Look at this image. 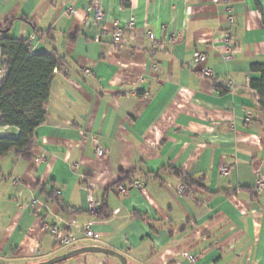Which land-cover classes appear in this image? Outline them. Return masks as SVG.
<instances>
[{
  "label": "crops",
  "instance_id": "crops-1",
  "mask_svg": "<svg viewBox=\"0 0 264 264\" xmlns=\"http://www.w3.org/2000/svg\"><path fill=\"white\" fill-rule=\"evenodd\" d=\"M91 4L0 0V27L11 23V38L63 60L30 159L15 151L0 158V264L40 263L85 246L119 252L128 264H264V190L256 188L264 112L250 87L260 78L251 66L264 64V0H229L232 23L221 0H102V21ZM132 20L114 44V30ZM197 52L208 55L204 65ZM1 62L0 52V81ZM19 135L0 123V138ZM122 174L131 180L118 183ZM55 224L74 246L58 245ZM59 264L121 262L87 253Z\"/></svg>",
  "mask_w": 264,
  "mask_h": 264
},
{
  "label": "trees",
  "instance_id": "trees-1",
  "mask_svg": "<svg viewBox=\"0 0 264 264\" xmlns=\"http://www.w3.org/2000/svg\"><path fill=\"white\" fill-rule=\"evenodd\" d=\"M10 26L11 23L7 28L0 27L3 69L0 81V123L17 128L20 135L16 139L0 138V158L15 151L18 157L30 159L35 131L45 123L51 83L55 71L63 69V60L52 53L32 54L28 42L8 35ZM251 71L260 74L259 79L250 81V87L257 92L259 107L264 112V64L252 65ZM131 176L122 174L118 183L130 181ZM188 182L187 179L183 180L185 185ZM51 198L68 211L58 194L52 193Z\"/></svg>",
  "mask_w": 264,
  "mask_h": 264
},
{
  "label": "built area",
  "instance_id": "built-area-1",
  "mask_svg": "<svg viewBox=\"0 0 264 264\" xmlns=\"http://www.w3.org/2000/svg\"><path fill=\"white\" fill-rule=\"evenodd\" d=\"M221 1L224 4H226V6L228 8V21L230 23H232L234 21V17L232 15V12L230 9L229 0H221ZM88 11L94 13L95 20H97V21H102L105 19V14H104L103 9H102V0H92V4H91L90 8L88 9ZM133 27H134V20L129 22V24L126 26V28L117 27L113 32L114 44H120L122 41V38L124 36L125 29H131ZM148 38L151 41L154 48H159L161 46V43H162L161 40L157 39L153 32L148 33ZM29 49H30V46H29ZM224 50H225L224 58L227 61H230L232 59L233 48L231 46V39H230L228 34H226L224 36ZM207 59H208V55L205 53H202V52H197L194 56V61L197 65H204L207 62ZM85 73L90 74V71L86 70ZM201 75L204 78H212V72L207 67H203L201 69ZM98 154L102 155L103 150L99 149ZM41 160L44 161L45 157H41ZM231 168H232V166H230V165L223 166L220 170L221 176L227 177L231 172ZM133 185L135 187L139 186L138 182H134ZM256 188L258 191L264 190V175L260 176V178L258 179L257 184H256ZM117 189H118V192L122 195L126 194V192H127V188L124 186H118ZM178 191L180 193H185L187 191L186 185L183 182L179 185ZM35 204H36L35 201L32 202V205H35ZM89 206H90V209H92V210L97 209V204L94 201L91 192L89 193ZM50 231L53 234V236L55 237V239L57 240V243L60 247L70 248V247L74 246V243H75L74 238L70 234H68L59 224H55V225L51 226ZM85 233H86V236L88 238L94 237V234L90 229H87L85 231ZM187 257L192 262H196V260H197L196 257L191 256V255H187Z\"/></svg>",
  "mask_w": 264,
  "mask_h": 264
},
{
  "label": "water",
  "instance_id": "water-1",
  "mask_svg": "<svg viewBox=\"0 0 264 264\" xmlns=\"http://www.w3.org/2000/svg\"><path fill=\"white\" fill-rule=\"evenodd\" d=\"M87 253H100V254L113 256V257L118 258L121 264H128L127 258L121 253L108 249V248L99 247V246H85V247L75 248L73 250L68 251L65 254H62L50 260L40 262V263H35V264H59L69 259L81 256Z\"/></svg>",
  "mask_w": 264,
  "mask_h": 264
}]
</instances>
